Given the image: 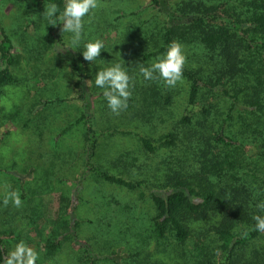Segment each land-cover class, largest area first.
I'll return each mask as SVG.
<instances>
[{"label": "rangeland", "instance_id": "rangeland-1", "mask_svg": "<svg viewBox=\"0 0 264 264\" xmlns=\"http://www.w3.org/2000/svg\"><path fill=\"white\" fill-rule=\"evenodd\" d=\"M187 1L99 0L102 6L85 17L82 40L71 49L76 47L70 43L72 34L61 33L59 18L53 26L42 16L45 1L0 0V25L12 43L10 73L15 79L0 87V238L5 255L23 240L37 251L36 264H146V253L153 252L166 264L179 259L169 239L153 235L149 198L101 180L87 169V161L124 180L144 179L147 189L164 192L162 157L145 152L137 136L157 137L171 128L184 111L187 84L182 79L169 87L159 79L145 80L139 67H149L161 56L142 59L160 43V22L185 19L174 9ZM96 38L105 48L90 63L83 59V46ZM117 53L133 78L128 107L119 115L111 112L104 90L94 83L96 72L115 62ZM147 84L157 91L151 102ZM164 91L172 102L158 105L157 95ZM242 124L247 120L228 121L231 130ZM245 149L251 153L256 146ZM11 190L21 194L20 208L11 201L4 206ZM243 218L239 224L245 232L250 225ZM260 245L264 236L242 246L238 264L250 259L260 264L254 252Z\"/></svg>", "mask_w": 264, "mask_h": 264}, {"label": "trees", "instance_id": "trees-1", "mask_svg": "<svg viewBox=\"0 0 264 264\" xmlns=\"http://www.w3.org/2000/svg\"><path fill=\"white\" fill-rule=\"evenodd\" d=\"M43 1L56 3L62 12L64 0ZM174 10L185 19L160 22V43L142 59L162 55L172 41L184 46L185 108L167 132L137 136L145 152L162 157L164 192L147 189L144 179L124 180L88 161L87 169L149 198L153 235L170 240L179 255L175 264H238L241 247L264 236L254 230L253 220L264 215L256 208L264 201V0H188ZM59 15L51 19L58 23ZM12 65V43L0 25V87L15 82ZM147 90L151 102L157 91L151 84ZM157 101L172 102L168 91ZM238 120L247 124L231 130L228 121ZM252 146L256 149L247 153L245 148ZM242 215L250 225L245 232L239 224ZM254 252L264 264V246ZM146 254V264H166L154 257L157 252ZM5 256L0 243V264Z\"/></svg>", "mask_w": 264, "mask_h": 264}, {"label": "clouds", "instance_id": "clouds-1", "mask_svg": "<svg viewBox=\"0 0 264 264\" xmlns=\"http://www.w3.org/2000/svg\"><path fill=\"white\" fill-rule=\"evenodd\" d=\"M99 0H64L62 12L56 3H50L42 14L49 19V24L55 26L56 23L51 18L58 12L59 23L62 24L61 33H71L70 43L78 48L84 35L85 17L93 13V10L101 7ZM90 22V21H89ZM104 42L96 38L87 42L83 46L82 56L87 62L93 63L100 57L101 50H104ZM66 48H57V51H63ZM111 62L110 66L99 70L95 74V86L103 89V96L107 100V105L111 112L119 115L121 111L127 109L128 100L131 97V87L133 78L128 73V68L124 66V61L120 58ZM187 63L184 46L178 41H172L167 47L165 53L157 57L151 66L141 65L139 72L145 80H162L167 86L174 87L183 79V71ZM10 188V185H5ZM21 194L16 190L7 191L3 204L5 207L11 203L20 208L23 204ZM260 213H264V201L256 204ZM255 221L254 230L264 233V215L257 214L253 216ZM247 234V233H245ZM39 259L37 251L27 245L23 240L17 243L3 259V264H36Z\"/></svg>", "mask_w": 264, "mask_h": 264}, {"label": "crops", "instance_id": "crops-1", "mask_svg": "<svg viewBox=\"0 0 264 264\" xmlns=\"http://www.w3.org/2000/svg\"><path fill=\"white\" fill-rule=\"evenodd\" d=\"M0 243H1V246L4 248V246H3V244H2L3 242H2V240H1V238H0Z\"/></svg>", "mask_w": 264, "mask_h": 264}]
</instances>
